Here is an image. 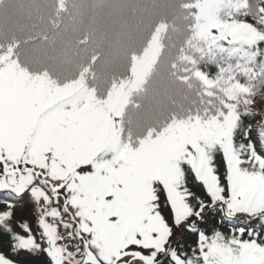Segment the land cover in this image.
<instances>
[{"label":"snow or ice","instance_id":"1","mask_svg":"<svg viewBox=\"0 0 264 264\" xmlns=\"http://www.w3.org/2000/svg\"><path fill=\"white\" fill-rule=\"evenodd\" d=\"M212 32L237 62L204 78L206 106L139 135L118 98L0 56V264H264V103L247 107L264 66L246 52L264 37Z\"/></svg>","mask_w":264,"mask_h":264},{"label":"trees","instance_id":"2","mask_svg":"<svg viewBox=\"0 0 264 264\" xmlns=\"http://www.w3.org/2000/svg\"><path fill=\"white\" fill-rule=\"evenodd\" d=\"M250 10V0H0V54L11 49L21 68L62 87L79 84L98 99L118 98L125 129L139 135L206 106L204 78L237 62L220 51L212 30L243 43L261 39L264 0L262 18ZM149 52L151 63L130 82L134 61ZM246 52L259 72L264 44ZM158 80L165 89L151 93ZM250 86L257 104L247 107L255 111L264 102V76Z\"/></svg>","mask_w":264,"mask_h":264},{"label":"rangeland","instance_id":"3","mask_svg":"<svg viewBox=\"0 0 264 264\" xmlns=\"http://www.w3.org/2000/svg\"><path fill=\"white\" fill-rule=\"evenodd\" d=\"M250 3H251V13L252 15L255 17V18H259L260 19V13H259V7H260V0H250ZM206 7H210V5H207ZM200 11H204L205 9H202L201 10V6L199 8ZM262 18V17H261ZM209 23L211 24V21L208 22V25ZM263 23V22H262ZM264 25V23H263ZM264 29V28H263ZM234 37V36H233ZM9 51V52H8ZM8 51L6 52H3V54H0V56L2 57H6V58H10L11 60L15 61L14 59H12L13 55H12V52H11V49H9ZM152 56H151V53H147L146 56H144L143 59H136L134 62V66H133V69H132V72L130 74L131 76V81L130 82H135V81H138L140 79V75L142 74V72L144 71V68H146L152 61ZM70 87H78L80 88L79 84H74V85H68ZM165 89V83L161 82L160 80H158L156 82V85L155 87H153L151 89V93H153L154 91H161V90H164ZM180 89L179 88H174V90L171 92V94L173 96H176L178 97L179 99V102L181 104H184L185 103V100L183 98H181L180 96V93H179ZM264 98V97H263ZM264 103V102H263ZM142 121H140L137 126H135L134 130L136 129H139V126H140V123ZM133 134V133H132ZM134 135V134H133ZM162 200H163V197H162ZM41 261H42V257H30V256H27V255H21L19 257V262L18 264H41Z\"/></svg>","mask_w":264,"mask_h":264}]
</instances>
